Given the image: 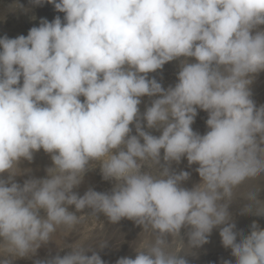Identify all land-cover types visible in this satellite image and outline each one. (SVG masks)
<instances>
[{"label":"clouds","instance_id":"9594fccd","mask_svg":"<svg viewBox=\"0 0 264 264\" xmlns=\"http://www.w3.org/2000/svg\"><path fill=\"white\" fill-rule=\"evenodd\" d=\"M30 3L52 4L64 17L0 37V177L8 174L0 178V264L35 255L85 209L146 234L134 258L115 264H189L181 230L190 250L215 228L235 264H264V228L254 220L245 234L229 211L241 197L240 215L264 216L256 183L264 178V104L251 88L264 72V0ZM13 7L24 9L19 0ZM180 57L195 62H181L174 87L149 79ZM144 96L158 98L141 114ZM197 109L208 113L203 135L192 128ZM41 149L52 160L47 176L16 182L20 162ZM182 158L198 165L191 188L182 186L190 172L171 167ZM97 163L115 181L111 192L78 195ZM69 247L34 264H106L90 246Z\"/></svg>","mask_w":264,"mask_h":264},{"label":"rangeland","instance_id":"374dc122","mask_svg":"<svg viewBox=\"0 0 264 264\" xmlns=\"http://www.w3.org/2000/svg\"><path fill=\"white\" fill-rule=\"evenodd\" d=\"M15 0H0V37L7 35L9 38H15L19 35L27 36L29 29L33 26L38 27L42 18L52 21L56 16H60L63 20L64 13L55 10L54 6L49 3L43 5H33L30 0H19V3L24 5V9L14 8ZM194 63V58L180 57L171 62L166 63L162 69L156 72L149 73V79L155 78L162 86L167 89L170 86H175L178 82L177 74L181 69V62ZM22 83V81H21ZM253 92V99L257 106L264 104V72L259 73L254 83L251 85ZM158 97H141V104L139 105L141 114L145 111L147 106H150L152 100ZM83 101L84 97H80ZM197 116L192 128L195 132L203 135L208 131L206 120L208 113L197 109ZM135 135V126L130 125ZM145 130L151 134L159 136L160 130L147 129ZM161 155H163V150ZM163 163V161H162ZM52 166V160L49 154L45 153L43 149L34 153L32 162L22 160L19 164L21 174L15 176V181L20 183L30 178H45L47 176L46 169ZM176 172L185 170L190 172V178L183 182L182 186L191 188L200 182V177L195 171L198 165L189 166L187 159L182 158L179 164L175 162L171 165ZM145 171L148 169L145 168ZM7 173H4L0 178H7ZM256 183L261 187L259 199L264 200V178L259 179ZM115 181H105L102 178L99 164L84 175L82 183L73 189L78 195L83 194L92 188L98 192H111ZM247 203L243 198L237 197L229 208L230 213L235 220L237 230H243L245 234L249 231L250 223L254 220L259 224H264V216L254 215H240V209ZM69 211H75L74 206H69ZM91 210L85 209L83 213H76L84 215L85 218L77 224L72 230L64 228L58 229L54 238L46 245H42L35 255L26 258H18L14 264H34L35 260H43L53 257L57 254L63 256L71 251L70 245L79 242L86 246H90L94 251H97L106 264H115L120 257L129 256L135 257L136 245L144 238L146 234L141 233L142 228L137 226L133 221L122 219L116 224L109 222L107 217L102 213L97 216L90 215ZM44 213L41 212V215ZM188 229H182L181 235L185 240L187 238L186 232ZM212 232L219 234V228L213 229ZM123 233V234H122ZM107 240V247L100 249L99 242ZM185 249L180 252V255L185 256L189 264H221L222 260H231L235 264V258L232 257L231 252H228L222 245L209 248L202 246L201 248L188 249L186 243ZM120 249V250H119ZM91 255V252L88 253Z\"/></svg>","mask_w":264,"mask_h":264},{"label":"bare ground","instance_id":"6f19581e","mask_svg":"<svg viewBox=\"0 0 264 264\" xmlns=\"http://www.w3.org/2000/svg\"><path fill=\"white\" fill-rule=\"evenodd\" d=\"M250 225H251V223H250ZM260 226H261V228H264V224H259ZM123 234V233H122ZM214 236V237H213ZM209 238H210V240L211 241H214V242H217V243H219V244H221L222 245V243H221V237H220V235L218 234V233H216V232H212L211 233V235L209 236ZM184 239V238H183ZM184 242L186 243V245H187V238L184 240ZM120 250V249H119ZM228 252H231V250L230 249H226Z\"/></svg>","mask_w":264,"mask_h":264},{"label":"water","instance_id":"95a60500","mask_svg":"<svg viewBox=\"0 0 264 264\" xmlns=\"http://www.w3.org/2000/svg\"><path fill=\"white\" fill-rule=\"evenodd\" d=\"M211 240L209 238V242L207 244L203 245V246H206V247H209V248H215V247L221 246V244H219L217 242H214V241H211Z\"/></svg>","mask_w":264,"mask_h":264}]
</instances>
